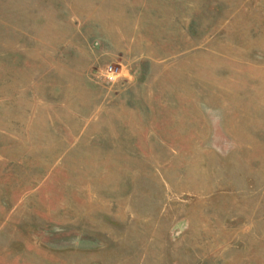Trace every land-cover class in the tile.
<instances>
[{
  "label": "rangeland",
  "instance_id": "374dc122",
  "mask_svg": "<svg viewBox=\"0 0 264 264\" xmlns=\"http://www.w3.org/2000/svg\"><path fill=\"white\" fill-rule=\"evenodd\" d=\"M0 264H264V0H0Z\"/></svg>",
  "mask_w": 264,
  "mask_h": 264
},
{
  "label": "built area",
  "instance_id": "2783aa9c",
  "mask_svg": "<svg viewBox=\"0 0 264 264\" xmlns=\"http://www.w3.org/2000/svg\"><path fill=\"white\" fill-rule=\"evenodd\" d=\"M115 73H117L114 69H113V67H109L107 70H106V74L109 76V78H110V76H112L113 74H115ZM111 79V78H110Z\"/></svg>",
  "mask_w": 264,
  "mask_h": 264
},
{
  "label": "clouds",
  "instance_id": "9594fccd",
  "mask_svg": "<svg viewBox=\"0 0 264 264\" xmlns=\"http://www.w3.org/2000/svg\"><path fill=\"white\" fill-rule=\"evenodd\" d=\"M110 78H111V79H115V76H114V75H112V76H110Z\"/></svg>",
  "mask_w": 264,
  "mask_h": 264
}]
</instances>
